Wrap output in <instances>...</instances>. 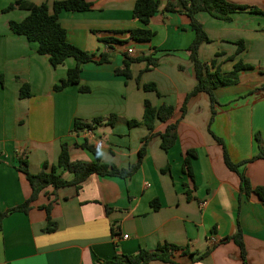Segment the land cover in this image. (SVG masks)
Instances as JSON below:
<instances>
[{"label": "crops", "instance_id": "crops-1", "mask_svg": "<svg viewBox=\"0 0 264 264\" xmlns=\"http://www.w3.org/2000/svg\"><path fill=\"white\" fill-rule=\"evenodd\" d=\"M16 0H0V212L25 202L30 184L18 171L25 155L32 174L57 166L62 145L73 162L95 163V156L82 148L93 144L102 162L128 169L140 159L146 126L142 121L146 101L155 109L175 108L167 122L155 121V136L145 146L138 170L130 178L90 176L79 187L45 189L28 213L16 212L2 222L0 264H103L117 255H135L141 249L154 251L170 244L202 254V260L176 253L177 264H244L240 247L232 237L240 230L247 264H264V202L251 193H241L240 174L252 188L264 187V160L250 161L264 148V0H226L256 8L261 13L236 12L222 21L198 13L209 43L200 46L198 58L212 62L222 73L237 63L248 68L238 72L236 85L215 90L218 101L212 119L210 97L200 93L181 109L197 84L189 47L195 39L191 19L185 14L166 13L169 2L153 0L160 11L145 27L133 19L137 0H84L92 5L85 12H62L59 22L67 40L93 54L94 61L82 66L80 84L56 92L76 60L53 67L38 45L12 33L11 22H21L26 10H4ZM47 4L68 0H29ZM147 28L149 42L130 39V31ZM116 39L122 43L108 42ZM242 43L240 46L239 44ZM135 52L128 55V50ZM101 54L108 62L100 64ZM150 57L131 65V78L115 75L126 57ZM24 84L30 96L21 98ZM154 84L156 91H144ZM81 88H88L82 92ZM116 115L114 126L72 132L76 119L90 121ZM178 124L177 141L168 150L161 135ZM190 170L184 167L189 153ZM228 153L239 172L230 170ZM57 173L71 180L70 173ZM52 205L48 226L45 207ZM125 236L127 238H125ZM150 264H168L159 261Z\"/></svg>", "mask_w": 264, "mask_h": 264}, {"label": "trees", "instance_id": "trees-1", "mask_svg": "<svg viewBox=\"0 0 264 264\" xmlns=\"http://www.w3.org/2000/svg\"><path fill=\"white\" fill-rule=\"evenodd\" d=\"M91 4L85 2L84 0H68L64 2H56L53 6V12L47 4L36 5L29 0H16L14 3L10 4L4 12H9L15 9L26 10L29 15L21 22H11L10 28L13 34L18 36H24L28 41L36 43L38 45V53L40 55H45L49 57V61L53 67H58L67 59L73 58L76 60V67L69 69L65 79H62L59 84L54 87L56 92L63 91L64 89L77 86L80 84L82 66L86 63L94 61L95 56L89 54L78 47L70 44L67 40L66 30L62 27L59 22V15L62 12H85L90 10ZM160 11V6L157 2L153 0H137L134 10L133 19L139 21L142 25L147 27L151 19ZM166 13H179L185 14L191 19V28L195 33V39L188 51L190 54V60L194 65L195 76L197 79V84L194 89L186 96L185 102L181 109L182 117L186 113V105L188 101L200 94L206 93L210 97L211 109H212V119L216 114L215 106L218 101L215 96V90L219 87H227L231 85H236L239 81L238 72L248 68V66L237 63L235 68L230 73H222L220 67L216 66L214 62L207 64L202 63L198 58L199 48L204 43H209L210 39L206 34L202 24H200L195 18L198 13H208L215 19L228 21L232 20L231 14L236 12H251V13H261L253 7L240 6L230 3L226 0H177L174 2H169L164 8ZM130 39L137 42H149L152 40L153 33L147 29H138L130 31ZM108 42L122 43L120 40L108 39ZM240 46L242 43L239 44ZM108 57L106 54H101L99 63H107ZM135 62H146L147 68L149 70L157 66V60L150 57H139V58H129L126 57L124 61V67L121 69H116L115 75L122 77L126 80L131 78V65ZM144 91H156L154 84L143 85ZM82 92H88V88H81ZM29 85L24 84L21 89V98L29 97ZM175 108L172 106H161L159 109H155L151 104L146 101L144 107V116L142 121H128L130 127L134 126H146L149 130V135L143 140L144 146L140 150L139 161L129 167L128 169H118L114 166H109L102 162V157L97 148L90 142H86L82 145V148L90 151L96 158L95 163L87 162H73L69 156V148L66 144L62 145L61 154L59 156L57 166H53L50 172H47L46 168L48 164H44L43 170L38 174H32L29 169V164L27 157L25 155L20 156L18 171L24 174L26 180L30 184L32 194L31 196L22 204L14 206L4 212H0V232L2 230L3 220L16 212L28 213L31 208V204L35 202L39 195L47 188H53L54 190L65 188L69 186L79 187L83 182H85L92 175H99L102 177H119L123 179L130 178L138 170L139 164L145 154V146L147 143L155 136L153 134L155 128V121L159 119L162 122L169 121L174 116ZM120 121V118L116 115H110L107 118L97 117L90 121H84L76 119L74 122V128L72 132H78L79 130L92 131L100 126H114ZM177 127L178 124H171L167 127L165 133L161 135L162 143L161 147L165 151H168L177 141ZM193 153H189L188 157L184 161V167L190 170L189 156ZM257 159L264 160V148H261L260 152L252 158L250 161ZM225 161L227 167L234 171L239 172V167L241 164H234L228 153L225 152ZM61 168L63 171L68 172L72 175L71 180H65L57 170ZM241 178V193L250 195L251 193L256 194L259 199L264 202V187L252 188L249 180L240 174ZM52 205L49 204L45 207L47 213L48 226L46 231H54L55 226L52 227V222L50 219ZM232 239L240 247L243 263L247 264L246 252L244 244L242 242L241 231L239 230ZM176 253H180L183 256L190 255L195 257L197 253L191 252L187 248H179L170 244H162L157 247L154 251H147L141 249L135 255H117L112 260L104 262L103 264H150L154 261H159L168 264H177L173 261V256ZM210 251L199 254L194 258V261H199L204 259L209 255Z\"/></svg>", "mask_w": 264, "mask_h": 264}, {"label": "built area", "instance_id": "built-area-1", "mask_svg": "<svg viewBox=\"0 0 264 264\" xmlns=\"http://www.w3.org/2000/svg\"><path fill=\"white\" fill-rule=\"evenodd\" d=\"M134 54H135V52L133 50H131V49L128 50V55L134 56ZM125 238H127V237L125 236Z\"/></svg>", "mask_w": 264, "mask_h": 264}]
</instances>
